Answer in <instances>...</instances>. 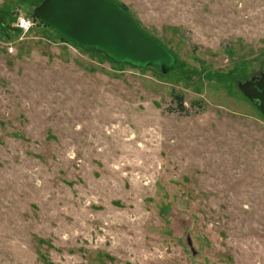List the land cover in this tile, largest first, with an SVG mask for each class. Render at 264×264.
I'll return each instance as SVG.
<instances>
[{"label":"rangeland","instance_id":"374dc122","mask_svg":"<svg viewBox=\"0 0 264 264\" xmlns=\"http://www.w3.org/2000/svg\"><path fill=\"white\" fill-rule=\"evenodd\" d=\"M0 0V264H264V0H114L176 62L117 63Z\"/></svg>","mask_w":264,"mask_h":264},{"label":"water","instance_id":"95a60500","mask_svg":"<svg viewBox=\"0 0 264 264\" xmlns=\"http://www.w3.org/2000/svg\"><path fill=\"white\" fill-rule=\"evenodd\" d=\"M32 14L75 45L103 52L117 63L151 65L166 73L176 62L114 0H42ZM238 87L264 115V70L260 76L239 82Z\"/></svg>","mask_w":264,"mask_h":264},{"label":"built area","instance_id":"2783aa9c","mask_svg":"<svg viewBox=\"0 0 264 264\" xmlns=\"http://www.w3.org/2000/svg\"><path fill=\"white\" fill-rule=\"evenodd\" d=\"M34 25V19L28 16H21L17 20V26L23 31H29Z\"/></svg>","mask_w":264,"mask_h":264},{"label":"trees","instance_id":"16d2710c","mask_svg":"<svg viewBox=\"0 0 264 264\" xmlns=\"http://www.w3.org/2000/svg\"><path fill=\"white\" fill-rule=\"evenodd\" d=\"M122 6V5H121ZM123 7V6H122ZM124 8V7H123ZM125 9V8H124ZM34 20L36 19L35 16L32 14L30 15Z\"/></svg>","mask_w":264,"mask_h":264}]
</instances>
